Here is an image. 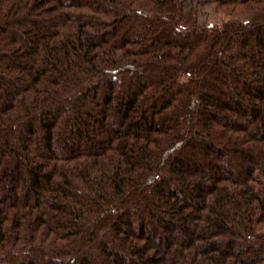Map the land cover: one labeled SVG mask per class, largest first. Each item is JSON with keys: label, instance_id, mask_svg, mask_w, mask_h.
<instances>
[{"label": "trees", "instance_id": "trees-1", "mask_svg": "<svg viewBox=\"0 0 264 264\" xmlns=\"http://www.w3.org/2000/svg\"><path fill=\"white\" fill-rule=\"evenodd\" d=\"M0 264H264V0H0Z\"/></svg>", "mask_w": 264, "mask_h": 264}, {"label": "rangeland", "instance_id": "rangeland-1", "mask_svg": "<svg viewBox=\"0 0 264 264\" xmlns=\"http://www.w3.org/2000/svg\"><path fill=\"white\" fill-rule=\"evenodd\" d=\"M209 15L210 16L208 19L212 23V25L220 23V17L217 14H215L214 12H211L209 13Z\"/></svg>", "mask_w": 264, "mask_h": 264}]
</instances>
